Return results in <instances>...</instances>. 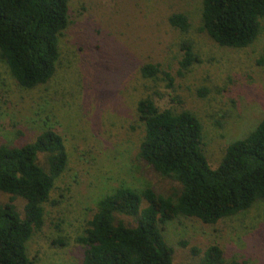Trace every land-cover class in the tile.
<instances>
[{"label": "rangeland", "instance_id": "1", "mask_svg": "<svg viewBox=\"0 0 264 264\" xmlns=\"http://www.w3.org/2000/svg\"><path fill=\"white\" fill-rule=\"evenodd\" d=\"M204 0H70V23L60 38L54 78L33 90L20 87L0 60V146L22 147L45 130L62 136L68 165L45 205L44 227L28 243L33 264H82L84 234L98 201L121 186L151 188L161 195L179 189L139 158L145 127L137 105L151 98L161 110L189 111L203 126V151L217 169L229 145L246 138L264 118V32L247 48L221 47L201 31ZM177 13L188 32L173 28ZM190 41L200 63L180 77V45ZM160 65L174 79L142 76ZM206 91L202 96L201 92ZM40 164L47 168L45 156ZM11 196L0 192V204ZM14 204L23 216L26 202ZM145 204H143V207ZM135 227L131 218H123ZM163 236L176 264H197L211 245L227 261L264 264V202L207 225L179 217ZM62 241L64 246H55ZM188 243L186 248L180 244Z\"/></svg>", "mask_w": 264, "mask_h": 264}, {"label": "trees", "instance_id": "2", "mask_svg": "<svg viewBox=\"0 0 264 264\" xmlns=\"http://www.w3.org/2000/svg\"><path fill=\"white\" fill-rule=\"evenodd\" d=\"M69 3L0 0V60L23 89L47 85L56 75L60 38L70 23ZM169 23L182 32L191 25L181 13L172 15ZM201 31L221 47L247 48L264 32V0H204ZM180 48L178 75L183 77L200 60L190 41ZM141 73L146 79L163 75L170 87L174 82L160 65L147 64ZM137 115L145 127L139 158L179 189L165 196L151 188L121 186L101 198L84 234L76 239L84 248L82 264H176L174 249L163 236L168 222L183 216L215 226L264 202V118L246 138L227 147L213 170L195 114L161 111L154 100L145 98L137 105ZM40 156L46 157L47 168ZM67 165L64 140L51 129L22 147L0 146V192L11 196L9 203L0 204V264H33L28 243L43 229L45 205ZM18 198L26 202L23 216L14 204ZM120 217L133 219L135 227ZM53 244L64 246L62 241ZM180 245L186 248L188 243ZM191 252L204 256L197 264H245L227 261L216 245Z\"/></svg>", "mask_w": 264, "mask_h": 264}]
</instances>
